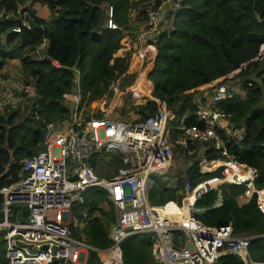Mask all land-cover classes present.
Wrapping results in <instances>:
<instances>
[{
    "label": "trees",
    "instance_id": "1",
    "mask_svg": "<svg viewBox=\"0 0 264 264\" xmlns=\"http://www.w3.org/2000/svg\"><path fill=\"white\" fill-rule=\"evenodd\" d=\"M15 2L8 0L7 6L13 7ZM20 2L26 4L32 21L29 29L19 27L14 32L12 28L19 25L16 20H0V75L3 76L2 70L9 61H18L17 75L33 87L35 94L25 98L22 115L19 108L0 114V187L14 182L21 160L41 149L44 124L68 118L69 109L63 101L74 87L71 67L80 72L79 91L91 99L99 96L108 82L124 73L129 65L121 57L113 58L110 63L122 37L126 0ZM134 4L143 7L144 0ZM181 4L182 8L159 36L156 50L145 53L139 62L140 74L149 81V98L137 112L144 118L160 106L171 112L168 124L177 125L182 118L185 125L200 126L193 115L197 98L219 84L239 80L241 96L228 91L219 105L230 114L231 122L243 126L245 134L238 142L223 133L220 137L234 166L242 171L254 169L252 185L257 190L264 189V0H181ZM104 5H107L105 10ZM38 10L44 17L37 16ZM108 18L118 27H107ZM130 28L127 24L122 29ZM42 39H45L43 56L32 58V51ZM13 43L9 51L4 50ZM127 73L128 77L132 76ZM178 132L172 130L171 136ZM193 147L194 143L188 145ZM193 155L185 154V160ZM201 155L208 160L221 157L211 146H204ZM110 159L119 164L116 158ZM95 160V156L90 158L96 168ZM180 172V175L168 173L175 175L169 185L157 182L149 190L152 204L175 199V192L181 190L184 182L193 186L200 180L221 177L226 170L200 172L196 162H192ZM218 190L221 205L211 208L216 190H207L196 199L194 207L210 209L195 213L194 218L209 227L228 224L232 234L253 237L248 244L249 258L264 263V214L256 205L255 193L234 184H221ZM105 195L99 188L89 189L85 210L92 213L106 199ZM180 197L176 196L178 203ZM113 220L112 209L100 207L99 216L82 226V237L93 247L108 246L107 230ZM1 235L0 264H4ZM149 247L148 234L128 236L119 246L122 264H152ZM87 264H100L93 252L89 253ZM212 264L242 263L237 256L225 254Z\"/></svg>",
    "mask_w": 264,
    "mask_h": 264
},
{
    "label": "built area",
    "instance_id": "2",
    "mask_svg": "<svg viewBox=\"0 0 264 264\" xmlns=\"http://www.w3.org/2000/svg\"><path fill=\"white\" fill-rule=\"evenodd\" d=\"M7 1L0 0V20H16L19 25L12 28L14 32L19 27L29 29L32 19L26 4L15 0V5L8 7ZM181 8V0H144L143 23L132 47L135 61L156 50L159 36ZM110 10L109 7V17ZM107 27H116L109 18ZM44 47L45 39H42L31 57L41 58ZM71 71L73 91L64 98L65 101L71 96V101H63L69 109L68 118L44 124L41 149L21 160L14 182L0 187L4 264H87L90 252L100 264H122L120 243L134 234L150 236L148 252L152 264H212L225 254L237 256L242 264H264L249 258L248 244L253 237L232 234L228 224L209 227L194 218L198 209L194 207L196 199L215 189V204L220 199L221 184L245 186L255 193L256 205L264 214V189L257 190L252 185L255 170L236 168L220 137L223 133L238 142L245 134L243 126L231 122L230 114L219 105L228 93L227 85L219 84L197 98L193 115L200 126L185 125L182 118L177 125H170V110L160 106L144 118L123 119L112 114V106L122 100L118 87L122 73L106 86L110 97L105 109L97 116L84 114L87 95L78 89L80 72L75 67ZM17 73L0 79V114L18 109L24 98L35 94L33 87L25 84ZM138 74L144 78L140 71ZM147 89L148 85L149 98ZM172 130L179 131L175 137L171 136ZM194 142L211 146L221 155L209 160L201 155L196 163L200 172L231 167L229 171L193 186L184 182L181 190L175 192V199L152 204L149 190L157 182L169 185L172 181H159L156 174L173 173V169L180 172L190 166L192 160L185 163L184 159L185 154L196 152L194 147L188 148ZM100 153L108 155L107 159L116 158L121 165L109 178L99 176L90 163V158L96 159ZM214 162L217 166L206 170ZM233 172L247 175L239 180ZM216 178L221 181L214 187L206 184ZM91 188L105 192L114 214L115 220L107 230L110 244L103 248L93 247L71 232V227L78 226V219L70 213V208L73 204L83 207ZM100 207L97 205L89 215L83 212L81 227L98 216Z\"/></svg>",
    "mask_w": 264,
    "mask_h": 264
},
{
    "label": "rangeland",
    "instance_id": "3",
    "mask_svg": "<svg viewBox=\"0 0 264 264\" xmlns=\"http://www.w3.org/2000/svg\"><path fill=\"white\" fill-rule=\"evenodd\" d=\"M136 1L137 0H126V5L124 6L125 20H124V25L121 27L122 37L119 40V47L112 53L111 60H110V63H111L113 58H115V57L120 58L121 57V58H124L125 61H128L129 65L130 64L134 65L133 67H130L128 65V67L126 68V71L124 73H122V76L120 77V80H119V86H118L119 91H120L121 96H122V100L120 103L114 104L111 108L112 114L115 117L123 118V119L140 118L141 115L137 112L138 107L143 106L145 104V100L148 98V96L146 94V87H147L149 81L145 78H142L138 74V71L142 68V65L139 63L140 59L138 61L136 59V61H135V56L133 55V54H135V51L132 48L133 43L135 41L136 32L138 31V29L140 28V26L143 23L142 7L140 4H134V2H136ZM106 8H107V5H104L103 10H105ZM38 11H39V14H37V16H39L41 18L44 17L43 14L41 13V11L40 10H38ZM127 24H129V26L131 28L126 29V30L122 29ZM14 45H15V43L11 44L10 46L4 47V50L9 51L11 49V47H13ZM7 64H9V66L7 68L5 67L2 70L3 76L0 75V79L7 77V72H10V71L14 72V69H12L10 66H14V64L19 65L18 61H15V60H13L11 62L9 61V63H7ZM127 72L131 73L132 76L128 77ZM227 88H228L227 89L228 91H230V92L234 91L236 94L241 96L240 94L242 93V91L240 88L239 80H237V81L235 80L233 82L228 83ZM72 91H73V89H72ZM72 91H71V93H72ZM109 97H110V94L107 90V87H105L102 90V92L99 94V96L92 97L91 99H89L87 97V99L83 105V109H84L83 113L88 114L90 116H97L98 113L101 112V109H105V106L109 101L108 100ZM24 100H25V98H24ZM69 101H71V96H69L64 102L66 103ZM24 102L25 101H23L20 104V106L18 107L19 108L18 111L20 113L19 115H22L23 112L25 111V107L23 106ZM144 114H146V112H144ZM204 146L206 147V145L203 143L194 142V148H195L196 152L190 159H187V160L184 159V162L186 163L188 160H192V162L197 163L199 161L200 156H201V150L204 148ZM107 156L108 155H104L102 157L99 156L98 158H96L95 162L97 164V167L95 168L93 166L96 173L99 176L105 177V178H109L110 176H112L116 172V170L119 167H121L120 163L114 164L111 159H107ZM177 162H179V161L177 160ZM172 172L177 174L179 171H178V169H173ZM180 173H178V174L180 175ZM234 174H237V178L239 179V177H240L239 173H234ZM174 176L175 175L170 176L168 174V172L156 174V178L159 181H165L167 179L173 180ZM105 198L106 199L102 200L100 202V204H98V205H100L104 210H108L109 208L112 209L111 204L108 202L106 195H105ZM179 201H180V199H179ZM85 209H86V206L77 208L75 204H73L70 208V213L78 219V226L71 227L72 235L76 238L82 237L81 216L83 215V212H86L88 215L91 214V213L87 212ZM112 212H113V210H112ZM98 216H99V212H98ZM113 217H114V214H113ZM114 220H113V222H114ZM108 226H106V227H108ZM73 231L76 232V234H74ZM0 234L3 235V232L0 231ZM2 235H1V237H2ZM243 236H248V235H243Z\"/></svg>",
    "mask_w": 264,
    "mask_h": 264
},
{
    "label": "bare ground",
    "instance_id": "4",
    "mask_svg": "<svg viewBox=\"0 0 264 264\" xmlns=\"http://www.w3.org/2000/svg\"><path fill=\"white\" fill-rule=\"evenodd\" d=\"M214 164V166H212L211 167V165L210 166H207L206 168V170H211V169H214V167L215 166H217V162H214L213 163ZM229 169H230V167H228V168H226V172L227 171H229ZM239 173V175L241 176V178H239V180H242V179H244V178H246V173L244 174V173H242V172H238ZM221 181V179H218V178H216V179H211L209 182H207L206 184L208 185V186H211V187H214L216 184H218L219 182Z\"/></svg>",
    "mask_w": 264,
    "mask_h": 264
},
{
    "label": "water",
    "instance_id": "5",
    "mask_svg": "<svg viewBox=\"0 0 264 264\" xmlns=\"http://www.w3.org/2000/svg\"><path fill=\"white\" fill-rule=\"evenodd\" d=\"M206 188L208 189V187L206 186ZM221 205V199H219L211 208H217ZM210 208H202V209H197L195 210L196 213H200V212H204L207 211Z\"/></svg>",
    "mask_w": 264,
    "mask_h": 264
},
{
    "label": "crops",
    "instance_id": "6",
    "mask_svg": "<svg viewBox=\"0 0 264 264\" xmlns=\"http://www.w3.org/2000/svg\"><path fill=\"white\" fill-rule=\"evenodd\" d=\"M11 62V61H10ZM9 63V62H8ZM9 66V64H6L5 65V67L7 68ZM4 67V68H5ZM12 69H14V72H12V71H10V72H7V77H8V75H10V74H14L15 72H19L18 70H19V65H15L14 64V66H10ZM14 67V68H13ZM204 95H206V94H204ZM212 166H214V164H211V167ZM231 168V167H230ZM245 179V178H244ZM243 180V179H242Z\"/></svg>",
    "mask_w": 264,
    "mask_h": 264
}]
</instances>
